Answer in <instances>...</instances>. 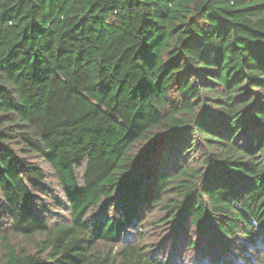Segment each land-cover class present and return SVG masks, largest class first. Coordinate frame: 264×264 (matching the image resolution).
Masks as SVG:
<instances>
[{
    "label": "trees",
    "instance_id": "1",
    "mask_svg": "<svg viewBox=\"0 0 264 264\" xmlns=\"http://www.w3.org/2000/svg\"><path fill=\"white\" fill-rule=\"evenodd\" d=\"M0 202V264H264V0H0Z\"/></svg>",
    "mask_w": 264,
    "mask_h": 264
},
{
    "label": "rangeland",
    "instance_id": "2",
    "mask_svg": "<svg viewBox=\"0 0 264 264\" xmlns=\"http://www.w3.org/2000/svg\"><path fill=\"white\" fill-rule=\"evenodd\" d=\"M31 161H35L34 159H31ZM54 178H50V182ZM49 182V183H50ZM49 183H46V185H33L31 186V192L34 195L33 198V205L37 211V214L44 219L47 224L52 227L55 224L61 222V221H67V204L63 198V193L60 187L57 184L49 185ZM147 209V208H146ZM99 212V208L94 210L93 213ZM153 215L149 216L148 221H155L158 216H160V213L158 210L152 212ZM8 219L6 217V213L4 212V208H2V204L0 202V231L4 230V227L7 225ZM146 228L148 230V235L146 237V240L143 242L142 246H145L147 249L152 248L153 250L156 248H159L157 252L158 257H163V253L165 249L163 248V245L165 243H162V238L167 232V228L165 225L159 226V229L154 230L153 225L147 224ZM136 230H125L123 233V236L125 235L126 238L128 235L135 233ZM157 234V235H156ZM156 237H153L155 236ZM162 235V236H161ZM193 237L196 239L197 242H199V235ZM169 242V240L165 241ZM169 246V245H168ZM227 262L229 264H244L243 261L239 260H233L229 261L227 259ZM171 264H212L209 258L203 257L200 255V252L196 249H188L187 245L185 244V247L182 251H180L179 254H176L173 258V254L171 255Z\"/></svg>",
    "mask_w": 264,
    "mask_h": 264
}]
</instances>
